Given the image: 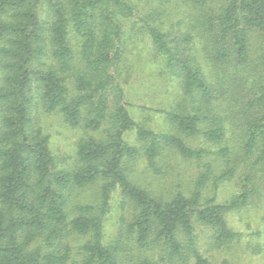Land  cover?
Segmentation results:
<instances>
[{
  "label": "trees",
  "instance_id": "trees-1",
  "mask_svg": "<svg viewBox=\"0 0 264 264\" xmlns=\"http://www.w3.org/2000/svg\"><path fill=\"white\" fill-rule=\"evenodd\" d=\"M137 1L0 0V264H210L197 231L234 257L243 235L226 214L250 209L263 212L253 253L264 250V0H146L143 13ZM174 11L180 43L159 18ZM130 24L179 85L181 100L163 111L168 133L126 109ZM36 110L89 133L70 169ZM169 155L197 163L188 189L164 195L130 178L139 158L168 173L158 161ZM225 183L236 192L221 202ZM92 186L94 201L74 203ZM114 196L119 230L107 241Z\"/></svg>",
  "mask_w": 264,
  "mask_h": 264
},
{
  "label": "rangeland",
  "instance_id": "rangeland-1",
  "mask_svg": "<svg viewBox=\"0 0 264 264\" xmlns=\"http://www.w3.org/2000/svg\"><path fill=\"white\" fill-rule=\"evenodd\" d=\"M147 2L146 0L137 1L141 13L148 12L152 7ZM159 18L163 29L169 31L172 37H178L180 43L179 37L182 36V32L178 31L180 27L178 21L181 19L180 13L174 11L170 16L162 15ZM130 27L134 29L135 26L130 24L128 29ZM137 34L135 27V31L132 33L126 32L122 40L123 42L125 40L126 52L123 53L119 65L121 78H118V81H121L126 109L131 118L146 129L157 134L168 133L170 127L165 120L163 111H172L181 100L179 85L177 81H172L164 68V60L152 51L148 39ZM162 71L163 74H161ZM70 88L72 89V86ZM36 117L43 132L49 136L50 148L53 154L61 159V167L70 169L73 165L78 141L88 136L89 133H86L82 128L73 129L64 125L57 114H44L40 110H36ZM133 138L131 134L128 137L129 142L137 145L133 142ZM190 144L194 147L200 146L198 140L190 142ZM196 164L183 162L178 156L169 155L165 161H158V167L162 170L167 169L168 173L155 175L149 168L148 161L139 158L131 163L129 175L141 186L164 195H171L175 190L188 189L193 184L196 176L194 174ZM218 192L219 200L224 202L231 197V193L236 192V188L233 183H225L223 186L220 185ZM95 193V186L86 187L73 195L74 203L92 202L95 200ZM118 200V196L112 197L111 209L104 220V233L107 241L115 238L119 230L121 211L118 208ZM262 214L263 212L256 213V210L253 209L226 214L228 225L243 235L240 244L236 247L239 253L234 257L231 256L230 251L210 247L208 232L198 230L197 237L200 241L201 250L208 262L210 264H221L226 259L233 264H264V250L253 253V247L257 245V240L253 234L258 230H262L258 218ZM69 240H71L70 244L73 246L80 242L71 238Z\"/></svg>",
  "mask_w": 264,
  "mask_h": 264
}]
</instances>
